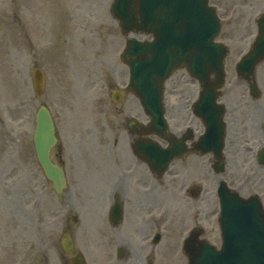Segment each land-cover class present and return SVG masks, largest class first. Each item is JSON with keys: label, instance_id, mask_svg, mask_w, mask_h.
<instances>
[{"label": "rangeland", "instance_id": "1", "mask_svg": "<svg viewBox=\"0 0 264 264\" xmlns=\"http://www.w3.org/2000/svg\"><path fill=\"white\" fill-rule=\"evenodd\" d=\"M32 1L0 0V264H63L65 255L59 250L58 239L65 225L74 229L78 249L85 254L87 264H99L100 250L96 246L104 232L98 217L94 216L96 209L88 207H97L102 177L112 167L117 169L111 161L112 155L117 157V153L125 152L124 143L111 141V131H119L121 126H117V122L129 114L141 119L146 117L138 99L130 93L116 108L109 100L112 88L128 80V69L119 58L125 38L109 13L112 0H54L63 5L67 3L66 8L75 15L72 43L77 46L74 59L83 60L80 66L72 64L64 52H56L51 42L52 34L42 43L37 42L38 47L31 43L40 40V30L34 25L25 28L22 22L28 18L38 22L44 15L42 10L43 15L40 14L39 7L33 8L35 12L29 10ZM84 17L91 23L84 25ZM45 20L44 17L42 22ZM60 22L65 31L60 38L67 41L69 29L62 12ZM20 25L24 29L22 38ZM80 36L84 43H80ZM240 52L244 51H230L227 60L232 66ZM34 65L45 73L42 95H36L31 86L30 71ZM232 66L227 68L220 99L222 101L225 96L227 103L235 102L233 106L236 107L235 110L230 105L227 107L224 172L218 176L212 172L208 155L195 162L189 157L181 162L185 167L177 163V169L181 167L182 171L166 172L160 180L149 177L144 173V163H138L135 197L140 198L141 203H148V207L152 205V209L137 213L141 216L139 232L135 233L136 264H143L147 256L155 258L154 264H186L182 241L194 226L202 227L210 242L217 244L219 241L212 190L218 178L233 185L244 183L245 108L237 107L236 101L239 93H248V88L245 82L236 80ZM255 72L260 93H264V61L256 66ZM198 89V83L190 79L184 69H178L164 84L165 105L173 100L167 93L180 94L183 101L194 99ZM40 103L49 106L53 114L59 134L56 146L61 148L68 184L72 185L71 189L68 185L59 197L46 182L34 155V112ZM94 117L97 122L107 118L112 125L110 131L107 130L99 141L97 134L93 136V127L88 140L74 141L75 131L85 127V124H78ZM85 158H90L89 165ZM200 166L203 172L197 174ZM192 182L202 185L203 192L197 201L184 193ZM244 192L242 188L240 193ZM149 211L156 215L155 221L154 218L147 220ZM74 214L77 215L76 223L72 222ZM83 223L84 229H81ZM154 229L161 237L152 245L149 236Z\"/></svg>", "mask_w": 264, "mask_h": 264}, {"label": "water", "instance_id": "2", "mask_svg": "<svg viewBox=\"0 0 264 264\" xmlns=\"http://www.w3.org/2000/svg\"><path fill=\"white\" fill-rule=\"evenodd\" d=\"M194 5L195 2L191 0H115L113 11L120 18L124 32L135 28L136 31L152 32L154 36L150 42L137 41L133 38L128 40L123 54L124 61L130 66L131 89L138 95L145 111L152 117L151 131L165 136L166 126L162 119L160 102L161 83L173 68L185 64L197 76L202 86L200 104L203 106V112L199 113L204 119L206 131L202 144L199 143V146L203 145V152L214 150L219 153L222 147L223 128L220 116L217 118L218 112L220 113L221 110L214 104V88L222 83L223 56L218 48L219 60H215L211 54L214 49L209 43L217 26L211 18L192 16L191 9ZM166 10L171 12L166 14ZM173 10H179V12ZM221 50L224 54V49ZM263 56L264 32L260 34L255 48L243 59L240 66L250 68L253 62ZM212 71L217 76L215 80L209 81L207 76ZM250 71L251 68L248 73ZM32 76L35 89L41 92L43 85L40 71L34 70ZM250 88L252 93H257L253 82H250ZM207 104L211 110L207 108L204 110ZM54 141L50 115L44 106H40L37 111L33 135L35 153L46 177L52 181L53 187L59 192L63 184V175L56 166L50 163L48 158V150ZM178 146L176 141H172V145L168 149H162L151 141L140 142L137 153L146 158L151 169L162 172L176 153L174 150H179ZM230 201L231 199L228 197L221 203V228L224 242L228 239L229 234H238L245 243H249L246 242L248 237L244 232L247 233L249 226L254 222L249 221L250 223L242 224L238 221L234 223L231 219L230 210L233 207ZM235 209L238 208L235 207ZM245 224H247V228L244 226ZM257 241L256 245L253 244L254 241L251 243V264H263L264 259L259 252L264 251V239L261 238ZM190 258L191 264L195 260L196 264H218V259L212 252L211 246L205 244L200 246L198 251L193 252ZM243 259L244 256L241 254L239 264H243Z\"/></svg>", "mask_w": 264, "mask_h": 264}, {"label": "flooded vegetation", "instance_id": "3", "mask_svg": "<svg viewBox=\"0 0 264 264\" xmlns=\"http://www.w3.org/2000/svg\"><path fill=\"white\" fill-rule=\"evenodd\" d=\"M207 4L217 13L222 38L237 48L243 47L234 45L244 40L246 34L257 31L255 19L264 11V0H207ZM244 105L245 197L255 195L264 212V93H258L256 97L248 94ZM181 110V105L172 104L171 119L176 120L175 113ZM178 125L174 122L175 127ZM104 130L105 128L100 127L98 132L104 133ZM200 131L195 128V136ZM85 132L86 129L83 130L82 136L87 139ZM119 133L121 141L125 143V152L118 153L117 157L112 155L111 161L117 169L112 167L102 177V201L99 207H88L101 210L100 227L104 234H101L99 240L101 246L100 260L97 261L99 264H135V183H137L133 153L135 128H129L125 120ZM191 135L194 136V133L191 132ZM52 155L55 162H62L65 167L61 148L57 146ZM117 203L121 209V216L118 222H113L111 209ZM262 216L264 217V213Z\"/></svg>", "mask_w": 264, "mask_h": 264}]
</instances>
